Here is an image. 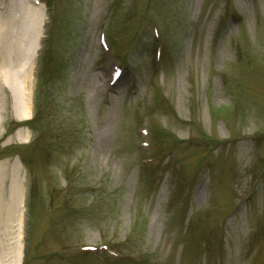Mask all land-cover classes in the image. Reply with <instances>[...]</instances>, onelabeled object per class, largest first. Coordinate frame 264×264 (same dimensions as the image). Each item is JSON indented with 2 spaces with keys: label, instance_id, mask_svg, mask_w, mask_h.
<instances>
[{
  "label": "rangeland",
  "instance_id": "rangeland-1",
  "mask_svg": "<svg viewBox=\"0 0 264 264\" xmlns=\"http://www.w3.org/2000/svg\"><path fill=\"white\" fill-rule=\"evenodd\" d=\"M38 1L29 118L0 96L21 264H264V0Z\"/></svg>",
  "mask_w": 264,
  "mask_h": 264
},
{
  "label": "bare ground",
  "instance_id": "bare-ground-1",
  "mask_svg": "<svg viewBox=\"0 0 264 264\" xmlns=\"http://www.w3.org/2000/svg\"><path fill=\"white\" fill-rule=\"evenodd\" d=\"M10 2V11L2 15L0 27V96L7 92L15 102L16 114L19 115L20 120H24L29 118L30 114V108L27 106L30 102L31 83L39 47L37 18L34 12L37 8L27 5L24 0H11ZM20 20L34 24L36 28L27 32L28 26H26L23 30L21 29V32H14V27L11 25ZM1 175L2 166L0 168V189L2 185ZM22 183L19 167L13 165L8 202L2 198L3 193L0 190V214L5 208L3 214L6 215L0 225L2 230L0 235L6 238V242L12 240L14 235L16 236L15 244L18 247V252L15 264H20L21 258L19 244L22 242ZM5 245L6 243L2 246L0 242V249L3 252L6 250ZM11 262L10 260L6 262L5 255L1 254L0 264H11Z\"/></svg>",
  "mask_w": 264,
  "mask_h": 264
}]
</instances>
